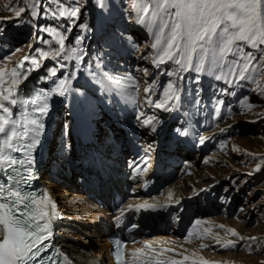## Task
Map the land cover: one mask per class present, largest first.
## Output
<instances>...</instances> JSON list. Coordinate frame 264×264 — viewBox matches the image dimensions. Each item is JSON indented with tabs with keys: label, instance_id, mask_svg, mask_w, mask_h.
I'll return each instance as SVG.
<instances>
[{
	"label": "rangeland",
	"instance_id": "374dc122",
	"mask_svg": "<svg viewBox=\"0 0 264 264\" xmlns=\"http://www.w3.org/2000/svg\"><path fill=\"white\" fill-rule=\"evenodd\" d=\"M102 1L79 0L81 13L77 24L84 23L87 27L83 32L77 26L72 27L65 41V44L68 42L71 47L80 48L84 53L85 77L77 86L79 94L81 92L85 94L80 95L82 105L93 113V108L97 103L96 98L102 92L100 90L104 78L103 73L107 72V80L111 81L115 89H118L121 83L130 82V78L133 77L137 86L133 88V92L129 91L126 94V98L139 100L147 107L156 108L155 103L170 102L168 98L176 95L180 87L181 89L184 87L186 90L185 101L195 105V110L199 109L204 118L208 119L210 116L214 120L216 118L215 110L219 108L220 115L217 117L222 119L215 127L220 130L216 134L215 151L212 154L213 159H217V161L214 164L198 166L199 170L197 169L196 174L191 176H199L200 171L205 177L194 178V185L187 184L186 181H190L191 176L187 177L184 179L186 185L183 189L185 192L181 190L183 193L191 195L197 190L193 186L201 188L204 182L213 183L212 185H217L216 183L220 182L221 187L231 186L230 188L235 191L237 198L246 203L247 207L245 206V208H253L255 211L250 209L252 214L256 212L254 215L256 222L254 220L253 225L245 227L241 223L232 221L233 225L244 227L242 232L245 235H256L258 237L257 244L262 247L264 244V61L256 64L255 68L251 70L249 79L246 80L236 79L227 66L222 70H214L209 67L208 63L206 74L202 75L198 59L187 74L181 65H176L174 61L166 59L157 67L153 61L159 59L164 45L161 43L153 48L159 34L156 31V25H150L149 18L152 17L153 9H156L158 13L156 0H104V3ZM29 2L34 3L31 0H24V2L21 0H0V23L3 24V30L0 31V68L5 70L3 79L6 78L3 83L11 80L12 69L21 64V58L35 57L37 63L41 61L42 55H38L37 52L30 55L35 49H41L48 53L57 50L56 40L59 37L54 33L49 35L40 32L39 26H50L56 31H62L57 25L67 27L69 23L66 19L57 21L51 17L34 19L32 24L24 22L30 18ZM60 3L65 5L63 10L66 15L69 5L77 6L74 0H60ZM20 7H24L26 11L22 14V18L17 20L15 12ZM45 8L57 10V6L49 3L48 0H40L38 11L43 13ZM144 8L149 9L148 15L144 14ZM141 19L144 20L143 24L139 22ZM154 19L159 23L158 14ZM149 26L152 27V32L148 31ZM81 35L84 37L83 41L80 45H76L74 40ZM38 36L42 37L40 42L37 40ZM43 40L52 42L44 44ZM233 47L235 48L237 45L234 44ZM261 47L264 49V46ZM244 51H253L259 59V55L254 49L245 46ZM225 59L227 63H230L234 57L230 55ZM58 62L59 60H56L51 63L50 67H54ZM88 64H91L93 69L86 68L85 65ZM27 67L34 66L27 63ZM169 70L173 73L171 77L165 74ZM92 73H95V76ZM217 76L221 78L217 79ZM224 76L228 77L226 82L222 83L221 80ZM203 77L206 78V90H204ZM95 81H99V83ZM169 83H173V87L167 93V97L160 98L158 92ZM149 89L151 91H147ZM148 99L154 100L153 103H148ZM220 100H223V104H218ZM64 102L65 100L61 105L65 107ZM227 105L231 109L235 106L236 109L227 111ZM147 107L146 109L149 110ZM67 111H63L61 119L58 120V132L69 133ZM246 111L249 112L246 113ZM151 117L155 119L154 115ZM213 132L206 131L207 134ZM177 178L176 176L172 178L167 185L175 182ZM206 197L209 199V196ZM221 220L227 221L225 218H221ZM229 222L231 224V220ZM259 225L261 227L256 229ZM83 238L87 237L83 236ZM89 242L90 240H87L85 243L89 244ZM255 250L254 248L253 251ZM236 252L234 254L240 262L264 264V253H257V251L256 253H244L239 250ZM84 253H90V249L75 251L78 256ZM227 253L229 252L223 254Z\"/></svg>",
	"mask_w": 264,
	"mask_h": 264
},
{
	"label": "snow or ice",
	"instance_id": "6c2138e0",
	"mask_svg": "<svg viewBox=\"0 0 264 264\" xmlns=\"http://www.w3.org/2000/svg\"><path fill=\"white\" fill-rule=\"evenodd\" d=\"M48 2L56 5L57 10L45 8L43 13H40L38 11L40 0H34V3L29 2L30 18L24 22L32 24L34 19H47L48 17L57 21L68 20L67 27L57 25L62 31H56L55 28L44 25L39 26L38 29L45 34L54 33L59 37L56 40L58 49L55 50L53 56L50 57L47 51L35 50L45 59L56 61L66 51L76 52L75 47L67 49L65 47L67 34L70 33L71 28L77 26L83 32L87 25L77 24L81 13L79 0H74L77 6H68L67 15L63 10L65 5L61 4L60 0H48ZM156 4L158 13L156 9H153L152 17L149 18L150 25H156V31L159 34L153 48L161 43L164 46L159 59L153 61L155 66L159 67L160 63L166 59L174 61L176 65H181L183 60L191 67L193 54H195L199 66L202 68L205 58L211 55V59L208 61L210 68L222 70L227 66L236 79L246 80L249 79L251 70L255 68L256 64L264 61V49L261 47L264 46V0H156ZM25 11L24 7H20L15 12V18L20 20ZM143 12L148 15L149 9L144 8ZM157 14L159 23L154 19ZM139 22L143 24L144 20L141 19ZM2 30L3 24L0 23V31ZM152 30V27L149 26L148 31L152 32ZM83 38V35L76 37L74 43L80 45ZM37 40L40 42L42 37L38 36ZM51 42V40H43L44 44ZM234 44L237 47L234 48ZM245 46L254 49L258 53L259 59L253 51L245 52ZM230 55L234 59L227 63L225 58ZM79 60H83V56H80ZM25 63H31L34 67H24ZM39 67L35 57L31 59L25 57L20 65L12 69L11 74L16 77L22 72L24 78H27L28 73L38 70ZM61 67L67 69L66 64H57L47 69L46 75L40 78L41 81L46 82L51 77H57V69ZM85 67L91 69L92 65L88 64ZM80 71V64H73L71 73L58 78L49 90L42 89L35 92L31 98H21L20 96L13 98L15 95L13 87H17L21 83L17 79L11 80L12 87L7 89V95L0 91V110L7 114V116L0 114V135L5 137L0 142V227L6 232V235L0 239V264H61L63 258L60 257L59 250H56L55 253L49 251L47 243L53 236L52 220L55 217L57 205L47 193L37 194L34 190H29V186L35 179V152L45 133L44 121L50 110V99L54 95L64 97L69 91L65 86L67 81L70 78H77ZM4 72L5 70L0 68V84L3 83ZM165 74L169 77L173 75L171 70ZM246 74L248 75L246 76ZM92 75L95 76V73ZM103 75L108 79L107 72H104ZM216 78L220 79L221 77L217 76ZM95 82L99 83V81ZM196 82H199L198 79ZM131 86L135 88V82ZM171 87L172 84L169 83L164 89L166 97L167 88ZM80 95L85 94L81 92ZM169 99L174 100L175 98ZM147 102L153 103L151 99H148ZM197 102H199L198 99ZM218 104H223V100L218 101ZM13 106H17L18 116L24 117L28 116L29 106H31L34 118L24 119L23 122L20 118H13L10 111ZM154 106L164 111H171L176 107L175 103L169 107L164 102L155 103ZM215 115H220L219 108L215 110ZM138 118L140 123L150 131L157 130L158 119L145 116L144 113H139ZM177 133L181 136L187 135L186 131L182 132L180 129H177ZM200 143H203L202 139ZM64 147H69L66 141ZM146 167L147 161L145 160L143 169L146 170ZM135 170L141 171V166L136 165ZM49 206L51 212L48 210ZM142 207L145 206H137V210ZM146 210H156V205L147 204ZM123 214L124 209H121V215ZM200 223L199 219L195 221V224ZM220 227L225 226L220 225ZM229 231L236 234L235 229H229ZM115 243L120 245L121 241L116 240ZM229 246L234 247V242L229 240L224 245L225 248ZM138 251L143 250L139 249ZM116 259L117 261L120 259L118 251ZM185 259L188 258L185 257ZM204 264H210V262L204 261Z\"/></svg>",
	"mask_w": 264,
	"mask_h": 264
},
{
	"label": "bare ground",
	"instance_id": "6f19581e",
	"mask_svg": "<svg viewBox=\"0 0 264 264\" xmlns=\"http://www.w3.org/2000/svg\"><path fill=\"white\" fill-rule=\"evenodd\" d=\"M31 46V45H30ZM29 46V48H30ZM66 49L71 47V45H69V43L67 42L65 44ZM29 48L26 50H29ZM31 50V49H30ZM32 52V51H31ZM36 52V51H34ZM32 52V54L34 53ZM25 53V54H26ZM24 54V55H25ZM23 55V56H24ZM22 56V57H23ZM80 56H84V53L81 51V49H76V52H65V54L61 57V62H63L64 64L67 65V72L71 73L72 72V66L73 64L79 63L81 66V71L77 74V78L82 76V72H83V67H82V63L83 60H79ZM84 59V57H83ZM49 61H51V59H48ZM21 61H23V59L21 58ZM53 61V60H52ZM40 67L38 68V70L36 71H32L31 73L27 74V78H24L23 73L21 72V75L16 76L11 78L12 79H17L20 80L21 83L17 86V87H13V93L16 94V92L21 88V87H25V88H30L31 82L35 80H39L40 83H44L45 81H41V77L45 76L47 73V69L48 66L42 67L41 63L39 64ZM182 66L184 70H189V66L187 64V62L182 60ZM59 70V69H58ZM57 70V72H58ZM18 71H20V69H18ZM52 78V77H51ZM76 79V78H75ZM11 80L9 81V83H4L0 85V91L3 92L4 95H7V89L9 87H12L11 84ZM74 79L70 78L67 83H66V87L68 89H70L72 81ZM221 82H224V80H221ZM105 84L107 85V82H105ZM107 87H109V85H107ZM68 93V92H67ZM66 93L65 96H67L68 94ZM64 96V97H65ZM13 98H15V95L13 96ZM63 98L60 96H56L55 100H54V104L53 106L50 108L49 111V118H53L55 111H56V106L57 103L59 102V100ZM178 102H181V100H179ZM6 103V102H5ZM7 106V103H6ZM176 106L179 107V104ZM11 113L13 114L15 112V106L10 108ZM167 111H164L161 109V111H158L157 114L159 115L158 118H161L163 116L166 115ZM249 111H246V113ZM0 114H4L5 116H7L6 113H2V110H0ZM236 117V116H235ZM158 124L156 125L157 128ZM224 127V126H223ZM221 128V127H220ZM220 129L215 128V129H211V130H207V131H214L213 133L207 134L206 131H204V139H208L210 138L213 134L215 135V132H218ZM209 133V132H208ZM213 135V136H214ZM4 138L3 135H0V139ZM56 156H59L58 153H53ZM215 161H217V159H214L212 161V164L215 163ZM73 162L70 161H66L64 163V166L66 167V171L71 174L74 173L75 169H77L78 164H72ZM167 169H170L169 172L174 171V167L172 164H169L167 167ZM199 170V169H198ZM197 169H193V172H189L188 175L183 176V175H178L179 177L175 180V182L171 183L168 185V189H166L164 191V193L161 194H155L153 196H142L139 197L138 199H133L131 201L128 202L129 206H141V205H147V204H152L153 202H156L158 200H160L162 202L160 208H158L159 210H157V212L153 211L151 213L150 216H148V218H150V220H156L158 218H160L162 216V214H165V211L169 210L174 212L175 210H179L178 207H185L187 206V210H189L190 214L193 215H198L201 212H205V211H209L210 209L207 210H203L199 201V198L204 195L202 194L205 190L206 187H210L211 189H215V190H219V187L221 186L220 182H217V185H212L213 183L209 184V182H204L202 183L203 185H201V188L195 187L193 186L195 189L194 192H192V194L190 195V193H183L185 188V181L184 179H186L187 177L196 174ZM176 174V173H175ZM199 176H191L190 177V181H186L187 184H192L194 185L195 183L193 182L194 178H204L205 176H203V174L198 173ZM203 176V177H202ZM193 177V178H192ZM42 179V178H41ZM46 179V180H45ZM45 179H42L43 183H46L49 187V192L51 193V196L53 199L57 200L59 203L62 204V207L67 211V213H73V212H86L89 214H93L94 211L92 209V204H88L87 201L81 196L80 193L75 192V191H71L70 189L67 188V185L69 183V181L71 183H75L73 178L71 180L68 179H62L63 180V184L60 186L58 185L56 182H53L54 180L49 179L47 176H45ZM75 179V177H74ZM215 184V183H214ZM220 184V185H218ZM74 187V184H72ZM199 185V184H198ZM197 186V185H196ZM231 187V186H230ZM230 187H227L225 189V191H230L229 194V198H233V199H237L236 193L234 190H231ZM74 188H78V187H74ZM183 191H182V190ZM185 192V191H184ZM171 193V196H169V194ZM189 194V195H188ZM166 206V207H165ZM245 206L247 207L246 203H244V201H242L241 199H238V202H234V204H232V208H230L229 205H216L213 211H216L221 217H217L215 215H211L207 218H202V220H204V222L208 223H215V225L220 226V225H224L226 229H228L229 235L230 237H227L228 232H222V231H216V234L218 236H220V239L218 240L219 243H217V239L215 237L216 234H211L208 232H204L203 231V224L200 223L199 227H194V231L192 233V238H196L198 236H204L206 238V241H199L202 244V247H198L196 241L194 242H185L183 241L180 237L173 235V234H168V233H164V232H159V230H156V228L154 227H150V233L153 237L155 238H159V243L166 245V246H170L174 249H177L178 252L182 255L183 257H187V254H192L195 256L197 262H192L190 264H204V261H211L213 264H246L243 262H240L236 259V255L234 254L236 251H241L244 253H252L257 251V253H264V244L262 245V247L258 246L257 244V236L256 235H245L242 231L244 230V227L241 226H237V225H233L232 221L234 223H241L243 224L245 227L247 226H251L254 224V220H255V213L252 214L250 212V209L255 211L253 208H245ZM178 208V209H177ZM180 211V210H179ZM239 211V213H237ZM233 215L232 217H229V215ZM217 217V218H216ZM221 218H225L227 221L223 222L221 220ZM200 220V221H202ZM231 220V224L230 221ZM69 221V220H68ZM256 222V220H255ZM70 224H73L74 226H76L77 228H81L80 224H76L75 222H69ZM209 225V224H208ZM214 225V226H215ZM74 226H68L66 225L61 227L58 231V234L61 236L58 238L57 242L62 244V248L63 250L72 257V260L74 262H77L79 264H99L98 260L96 261V259L98 257H102V263H104L106 261V257L103 256L102 252L103 250L106 249L107 247V242L105 241V237L101 238L99 241L95 240L97 239V232L94 229L90 230V234L87 235V237H89L90 242L89 244L85 243L87 240V238H83L82 232L83 230H80L81 233H78L75 231ZM261 227V225H259L258 228L259 229ZM171 229L174 231V226H171ZM229 229H235L236 234H234L233 232L229 231ZM253 230V229H252ZM86 231V230H85ZM158 231V232H155ZM85 233V232H84ZM264 236V234H263ZM209 237H214L213 240H210ZM67 238V239H66ZM69 238H73V242L71 240H69ZM243 238V239H242ZM221 239L226 240L224 242V245H226L228 243L229 240L234 242V247L233 246H229L227 248L224 247V245H221ZM85 240V241H84ZM259 243V242H258ZM90 245V247H89ZM257 246V247H255ZM85 248L90 249V253H84V254H80L79 256L75 254L76 250H85ZM254 248L256 249L255 251ZM229 252L227 254H223ZM237 253V252H236ZM89 254V255H87ZM192 257V256H189ZM256 260V259H255ZM253 260V261H255ZM256 262V261H255ZM108 264H111L110 262H107ZM251 264V262H248ZM255 264V263H254Z\"/></svg>",
	"mask_w": 264,
	"mask_h": 264
}]
</instances>
